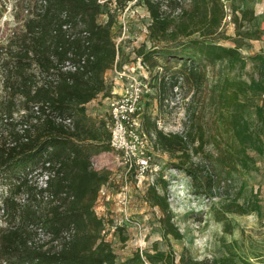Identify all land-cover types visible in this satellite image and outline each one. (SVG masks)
Returning a JSON list of instances; mask_svg holds the SVG:
<instances>
[{"label":"trees","instance_id":"obj_1","mask_svg":"<svg viewBox=\"0 0 264 264\" xmlns=\"http://www.w3.org/2000/svg\"><path fill=\"white\" fill-rule=\"evenodd\" d=\"M102 1L15 0L18 25L0 45V186L5 189L0 264H118L102 236L105 222L93 210L109 175L93 169L90 158L109 151L108 133L104 123L97 125L86 116L85 109L100 94L109 97L105 73L124 69H117L112 21L98 23ZM112 1L122 9L135 0ZM140 1L150 16L149 37L155 45L148 52L141 46L136 56L149 71L159 67L158 59L244 64L236 48L215 43L216 29L192 17L181 0ZM183 65L188 77L198 82L196 67ZM254 86L264 91V75ZM240 107L235 102L229 120L233 137L242 150L262 155L260 133L248 129ZM257 117L264 128L263 108L257 109ZM189 125L183 134H165L150 117L142 118L155 147L180 161L190 159V150L198 154L207 143L198 114ZM243 152L227 151L224 157L247 167L250 158H239ZM51 172L53 177L40 186L36 178ZM146 201L162 213V239H180L170 224L165 196L151 186ZM40 235L48 240L41 241ZM145 258L150 264H175L172 252L155 251ZM131 261L143 264L139 253ZM192 264H233V256Z\"/></svg>","mask_w":264,"mask_h":264},{"label":"rangeland","instance_id":"obj_2","mask_svg":"<svg viewBox=\"0 0 264 264\" xmlns=\"http://www.w3.org/2000/svg\"><path fill=\"white\" fill-rule=\"evenodd\" d=\"M15 3L0 0V45L18 25L14 19ZM181 3L200 23H211L216 29L215 43L236 48L244 64L232 65L227 60L210 64L204 59L166 63L158 59L159 67L153 71L144 66L142 70L136 69L141 63L136 50L144 46L148 52L155 45L149 37L150 16L140 0L122 9L112 0H103L98 23L112 21L117 69L135 68L148 87L141 119L144 115L150 117L165 134H183L198 114L207 143L198 154L190 150V159L184 157L180 161L155 147L153 135L147 136L153 144L155 161L165 172L156 178H138L135 173H127L110 148L108 152L92 155V168L109 175L93 210L105 222L102 236L111 245L118 264H138L131 261L134 255L139 253L145 258L146 253L155 251L172 252L175 264L211 261L227 254L233 256V264H264V153L242 150L229 126L238 102L248 129L259 132L264 142V128L257 117L258 108H263L264 114V91L251 87L261 82L264 75V0H181ZM156 45L161 48L164 44ZM183 62L186 68L196 67L198 82L188 77ZM106 79L107 88L116 95L110 94L108 99L100 95L86 113L97 125L104 123L105 128L110 100L121 95L122 89V82L113 72ZM227 151L235 155L244 151L239 158L242 155L250 158L247 167L231 163L224 157ZM42 179L36 178L39 185ZM151 186L167 199L170 224L180 239L172 236L162 239L159 223L162 213L146 201ZM4 190L0 186V203ZM3 226L0 211V227ZM39 238L43 242L48 240Z\"/></svg>","mask_w":264,"mask_h":264},{"label":"built area","instance_id":"obj_3","mask_svg":"<svg viewBox=\"0 0 264 264\" xmlns=\"http://www.w3.org/2000/svg\"><path fill=\"white\" fill-rule=\"evenodd\" d=\"M74 70V68H70ZM142 70L141 63L137 68ZM135 68L124 67L121 71L114 69L115 76L122 82V93L113 97L109 103L107 128L111 152L116 153L127 173H135L138 178L150 176L156 178L165 174L163 166L156 163L153 155V144L147 138L142 126V104L148 92L147 84L136 74ZM70 125V120H57ZM54 172L44 173L42 184ZM161 178V177H160ZM165 180L166 177L162 176ZM39 237H43L40 235ZM143 264H150L145 258Z\"/></svg>","mask_w":264,"mask_h":264},{"label":"crops","instance_id":"obj_4","mask_svg":"<svg viewBox=\"0 0 264 264\" xmlns=\"http://www.w3.org/2000/svg\"><path fill=\"white\" fill-rule=\"evenodd\" d=\"M113 72V74H115L114 73V70H108L106 73H105V75H104V78H105V82H106V84H107V79H106V76H107V74L108 73H112ZM115 85L117 84V83H114ZM108 89V88H107ZM108 92H109V94H111V95H116V92H110V90L108 89ZM121 93H122V89H121ZM101 96H103L102 94H100ZM99 95V96H100ZM98 96V97H99ZM98 97L96 98V99H94L93 101H91L90 103H88L86 106H85V109H86V113H87V107L91 104V103H94L95 101H97L98 100ZM109 97H110V95H109ZM109 97H105L106 99H108ZM106 128H107V123H106ZM100 154V153H99Z\"/></svg>","mask_w":264,"mask_h":264}]
</instances>
